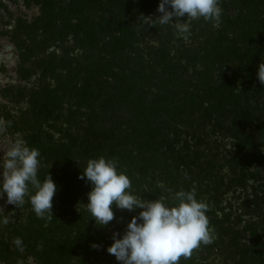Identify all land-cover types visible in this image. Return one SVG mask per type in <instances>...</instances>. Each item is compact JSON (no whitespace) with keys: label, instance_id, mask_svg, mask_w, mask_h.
Segmentation results:
<instances>
[{"label":"rangeland","instance_id":"obj_1","mask_svg":"<svg viewBox=\"0 0 264 264\" xmlns=\"http://www.w3.org/2000/svg\"><path fill=\"white\" fill-rule=\"evenodd\" d=\"M107 1L113 4V11H106L104 5ZM159 3L160 0H0V120L11 124L6 131L0 132V165L4 151L14 141L17 132L21 133L30 148L34 142L32 138L38 139L39 136L40 147L37 149L40 153L38 171H41V181L47 173L55 179L65 172H70L69 186L66 189L57 186L53 197V203L59 208L73 204L76 209L78 205H83L82 202H88V192L75 188L83 181L78 178L83 171L79 161L67 170L63 162L58 163V159L70 147V142L86 143L84 128H87L90 115L94 116L93 128L100 129L103 138H108L106 142L103 138L94 141V144L103 147L102 152L96 150L94 153L106 159H112L107 153L116 154L114 158L118 161L119 171L126 173L125 169L131 168L135 177L129 178L131 182L140 186V189L132 188L134 194L146 198V190L152 192L156 189L159 196L171 198L172 193L158 188L157 182H162L173 192L178 191L170 187V183L161 174L162 171L160 172V169H167L169 163L161 160L155 164L156 171H150L149 179L145 170L139 171L142 167H149L150 164L145 162L144 153L152 147L146 144V139H139V136L143 131L147 132L150 127L152 128V124L155 126V118L159 115V109L151 108L149 104L153 103L151 99L154 98V94L149 96L150 100L143 99L140 89L135 88L131 82L137 78L136 72H132L131 69L139 65L137 60L139 54H143L149 60L150 51L151 53L154 51L155 54H159L162 49L168 51L169 61L166 62L168 65H177L180 78L175 83L178 84V90L185 92L188 91V86L184 79L190 78L194 84L204 82L205 79L202 81L200 75L205 73L208 68L206 66H212L210 69L214 74L213 83L215 87L220 88L216 90L220 93L219 98L222 97L221 101L225 102V110L231 103L227 104L226 99H231L232 92L237 91L238 95L239 90L247 86V79H244L243 75H253L254 79L258 80V66L264 62V44H260L259 41L256 45L251 43L252 38L257 37L260 31L264 33V0H222L224 13L220 26L214 28L203 18L195 20L191 25V35L187 39L180 37L171 24L148 26L143 23L141 16L159 18L162 15L157 11ZM168 10H171L170 6ZM175 19L174 17L173 22ZM181 20H186V17ZM128 42H132L130 48L126 47ZM151 58L154 59L153 55ZM247 61H251L250 68L248 64L246 66ZM73 71L74 73L79 71V76L71 75ZM220 74L224 77L218 78ZM154 75L155 72L152 71V76ZM171 85L172 83L168 84V97L163 103L168 107L177 103L174 96L177 90L173 92ZM49 87L61 88L57 93H53L55 95H50L52 101L58 102L54 109L56 119L49 118ZM221 101H215L211 115H215L224 127L232 126L234 121L239 119L218 110L215 106ZM33 102L40 106L36 107L35 113L32 112ZM205 103L208 104L207 101ZM258 106H263L257 114L261 115L259 119L264 122V97ZM217 111L220 112L216 114ZM32 113L34 120L40 116H43V119H38L39 123L37 120L36 123L26 125L25 119L31 117ZM200 122L197 120L195 128L190 130L192 136L202 132L199 125H196ZM240 122L244 124L243 118ZM180 124L176 121V127L182 130L184 126ZM258 127L259 125L254 122L245 131L239 127V131L247 134L248 139L255 141L261 136L256 132L255 128ZM260 127L264 129V123ZM206 131L212 132V126L206 124ZM218 132L210 135H214L212 137L219 141L225 155L231 154L230 150H233L235 140L226 137L228 132ZM115 135L119 137V141L125 140L126 143H123L127 144L125 155L119 154L123 144L119 148H108L111 138ZM185 135L182 134L181 138H186ZM31 136L33 137L30 138ZM228 143H231L230 149L226 147ZM182 144L181 139L180 145ZM261 151L264 152V142ZM252 167L255 168L254 171H260L263 165L253 162ZM223 172L227 176L232 173L227 165L224 166ZM202 186H205V183ZM87 188L92 189V184ZM201 189L197 195L203 196L206 201L210 198L215 218L217 215L223 220L224 213L225 217L230 215L233 227L237 230L245 229L254 218L252 206L242 204L246 194L241 188L228 186L222 189L224 192L221 195H217L212 187L207 194H204L207 191L205 187ZM70 195L75 198L69 197ZM6 200V194L0 197L2 212L0 232L7 231L8 234V231L23 230L32 225L28 224L27 216L32 215L33 218L37 216L28 202V197L21 208L7 204ZM83 208L85 209L84 205ZM112 208L117 213L107 226L97 225L86 212L85 219L77 224L76 228L79 227L77 230H81V234L84 235L87 233L86 229L89 230L87 226L90 225L97 231L103 230L111 236L117 232L123 235L127 229L123 223L126 211L131 217L138 216L137 211H142V209L128 211L115 205ZM80 211L77 209L76 212ZM12 212H15V215L10 217L9 223L4 224L3 216H8ZM130 220L131 218L128 223ZM121 226L123 230H120ZM10 235L12 239L7 238V250L15 258L16 238L14 233ZM42 237L45 243L47 235ZM37 242L42 243V239ZM204 256L207 257L205 263L226 264L220 259L222 255L218 252L217 254L206 252ZM0 264L14 263L0 252ZM116 264L121 262L117 261Z\"/></svg>","mask_w":264,"mask_h":264},{"label":"trees","instance_id":"obj_2","mask_svg":"<svg viewBox=\"0 0 264 264\" xmlns=\"http://www.w3.org/2000/svg\"><path fill=\"white\" fill-rule=\"evenodd\" d=\"M106 3L104 5L106 11H113V4L110 1ZM257 41L260 44H264V33L262 31H260L257 37L252 38L251 44L256 45ZM131 44L132 42H128L126 47L130 48ZM169 54L168 51L163 49L160 50L159 54H155L154 51L151 53L150 51L149 60L143 54H139L137 59L139 65H135L131 69L132 72H136L135 75L137 76L135 81H131L134 87L140 89V92L143 94L142 98L145 100H150L149 96L154 94V98L151 99L153 103L149 102V104L151 108L156 107V109H159V115L155 118L154 122L155 126L152 124V128L150 127L147 132L143 131V134L139 136V139H146V144L152 146L150 150H146L144 153L145 162L150 164H147L149 167L145 164L146 167H142L139 171L145 170L149 179L150 171H156L157 167L155 164L163 160L164 163L169 164L167 169H160V172L162 171L161 174L168 180L170 187L176 190L182 188L190 190L194 186L198 193L202 190V187H205L207 191L204 194H207L212 187L217 195H221L224 192L222 189L228 186L241 188L246 194L242 204L247 207L252 206L251 211L254 216L245 229L237 230L233 227L230 215L225 217L226 213H224L223 220L219 219L217 215L216 218L214 217L215 212L211 208L210 198H207V202L210 205V211L207 213V216L209 217L210 225L215 228V233L217 234L216 240L212 245L201 246V248L194 251L190 259H181L180 264H195L196 262L199 264H209L205 263L207 257L204 254L206 252H215L216 254L218 252L219 255H222L220 259L224 260L226 264H264V152L261 151V146L264 142V129L260 127L264 122L259 119L261 115L257 114L263 109V106H258V103L264 97V85H261L259 80L256 81L253 75H243V78L247 79V86L239 90L238 95H236L237 91L232 92L231 99H226L227 104L231 103L225 110V102L221 101L222 97L219 98L220 93L216 90V88H220L215 87L213 83L212 77H214V74L213 70L211 71L212 66H206L208 68H206L205 73H201L200 77L202 81L205 79L204 82L194 84L192 79L186 78L184 80L188 86V91H180L178 90V84L175 83L180 78L178 69L176 68L177 65H168L166 62L169 61ZM151 55H153L154 59L151 58ZM250 62L247 61L246 63V66L248 64L249 68ZM235 70H237L236 67ZM152 71L155 72L154 76H152ZM79 73V71L75 73L73 71L71 75L78 77ZM221 77L223 78L224 76L220 74L218 78ZM171 83L173 92L177 90L174 93L177 103H173L171 107H168L163 105V103L168 97L167 87ZM223 83L226 84L225 82ZM154 87L155 89L153 90ZM60 89V87H55V89L49 87V118H57L54 109L57 107L58 102L52 101L53 99H50V95H55L53 93H57ZM205 101L208 102L207 105ZM215 101H221L219 105L215 106L218 110L230 114L232 118H238L239 120L234 121L232 126L224 127L223 124L219 123L215 115H211ZM37 106V103L33 102V111H31L35 113ZM218 112L220 111H217L216 114ZM242 118L244 124L240 122ZM38 119H43V116H40ZM93 119L94 116L90 115L88 118L90 122L88 121L87 128H84V130L86 129V143L77 144L75 141L70 142V147L64 155H60L58 163L63 162L67 170L76 161H79V166H81V169H84L86 166L85 161L93 157H100L94 151L102 152L103 147L99 144H94V141L103 138V135L100 129L93 128ZM37 120H34L32 113L31 117L29 116L25 119V123L29 125L31 122L36 123ZM197 120L201 121L196 125H199L202 132L197 134V136H192L190 130L195 128ZM176 121H179L184 126L182 130L176 127ZM253 121L259 125L255 129L261 135V140L258 136L257 140L252 141L247 138V134L240 133L239 131V127L244 131L247 130V127L253 125ZM37 123H39V120ZM211 123H215V125ZM206 124L212 126L211 134L215 135L216 131H219L218 133H221V131L228 132L226 137H231L235 140L233 143L234 148L230 150L231 154H224L225 151L221 150L219 141L212 137L214 135L211 136L206 131ZM130 129L129 127L128 130ZM182 134H186V138H181ZM122 135L125 138L123 133ZM37 137L38 139L32 138L34 141L32 147H40L39 136ZM118 138L117 135L113 136L108 148H119L123 143H126L125 140L119 141ZM103 139L105 142L108 140L105 137ZM181 139L182 145H180ZM126 146L127 144L121 146L123 149H120V155H125ZM42 148L44 149V147ZM54 149H56L55 146ZM136 151L139 154V151ZM107 156L114 158L116 154L107 153ZM204 160L209 161L204 162ZM253 162L262 164L263 168L260 171H254L255 168L252 167ZM226 165L232 172L229 176L223 172ZM181 166H183V169H181ZM125 170L129 177H135L130 167H127ZM40 172L38 171V178L41 180ZM69 175L70 172H65L61 176L55 177L53 181L57 186H63L66 189L70 182L68 179ZM56 178L58 179L56 180ZM204 183L205 186H202ZM90 184L91 182L85 178L75 188H81L82 192H90L91 189L87 188ZM196 184L197 186H195ZM132 188L140 189V186L132 182ZM166 188L167 186H165ZM157 192L158 190L156 189L152 192L146 190L145 197L153 200L159 197ZM69 197L75 198L73 195ZM201 198L204 197L197 195V199ZM87 203L82 202L83 205H87ZM83 205H78L74 209L73 204L69 206L65 205L61 208L54 204L51 221L33 218L32 215L30 217L27 216L28 224L32 225L23 230H15L16 232L8 231V234L6 233L7 231L0 232V252L14 264H116V258L107 251L108 247L114 242L110 234L104 233L103 230L97 231L96 228H92L90 225L87 226L89 230L86 229L87 233L84 235L81 234V230H77L79 228H76L77 224L86 217L87 211L83 208ZM66 209L71 210L68 212L64 211ZM77 209L81 210L80 213L76 212ZM137 213L139 214V211ZM124 216L123 223L125 227L128 224L129 218L132 217L127 211ZM120 228V230H123L122 226ZM12 233H14L15 238L19 237L22 240L21 247L14 246L17 252V254H14L15 258L7 250V238L12 239L10 235ZM44 235H47L45 243L42 237ZM122 236L120 234L118 238H122ZM41 239L42 243L37 242L41 241ZM93 244L99 245V247L93 248ZM21 249H23V252H21ZM30 259L32 260L30 261Z\"/></svg>","mask_w":264,"mask_h":264},{"label":"clouds","instance_id":"obj_3","mask_svg":"<svg viewBox=\"0 0 264 264\" xmlns=\"http://www.w3.org/2000/svg\"><path fill=\"white\" fill-rule=\"evenodd\" d=\"M221 4L222 0H160L157 11L162 15L159 18L141 16L140 19L148 26L171 24L180 37L187 39L195 20L203 18L214 28L220 26L224 13ZM185 17L186 20L182 21L181 18ZM257 75L264 85V62L259 64ZM9 126L10 122L0 120V132ZM226 147L230 149L231 143ZM39 156V150L27 146L21 133L17 132L14 141L4 151L0 165V197L6 194V203L16 208H21L28 197L37 218L51 221L57 185L48 173L43 181L38 178ZM78 178H87L92 184L84 207L99 226H107L114 220L113 205L128 211L142 209L138 216L131 218L122 238H118V232L113 233L114 242L107 251L121 264H180L181 259H190L201 246L215 242V228L207 216L210 205L204 198L197 199L194 186L190 190L182 188L173 192L171 188L165 189L162 182H157L158 188L172 193L171 198L165 195L154 200L142 198L133 193L129 176L118 170V161L103 156L88 159ZM14 215L15 212L4 215L2 222L9 223ZM15 244L21 247L22 240L17 237ZM92 247L98 248L99 245L93 244Z\"/></svg>","mask_w":264,"mask_h":264}]
</instances>
